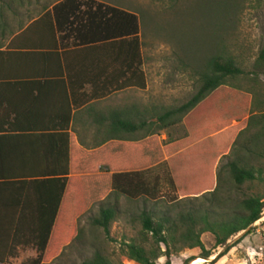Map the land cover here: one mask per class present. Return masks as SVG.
<instances>
[{
	"label": "trees",
	"instance_id": "16d2710c",
	"mask_svg": "<svg viewBox=\"0 0 264 264\" xmlns=\"http://www.w3.org/2000/svg\"><path fill=\"white\" fill-rule=\"evenodd\" d=\"M65 1L67 0H63L61 5H64ZM57 5L53 6L55 10L58 9ZM120 15V25L117 24L113 34L125 36L134 33L133 16L126 12H120ZM128 20H132L130 26L133 27L126 31ZM48 23L50 25V22ZM129 41L130 50L125 53L121 47L123 38L118 40L120 46L117 56L124 58L126 68L138 59L137 38L133 35ZM241 74L242 70L230 55L218 52L205 61V70L200 73V84L196 92L176 107L162 111L154 109L152 121L140 119L138 114L141 113L133 106L121 109L120 118L118 112L114 115L111 111L106 115V140L113 139V132L117 133L118 129L122 133V142L116 143L120 147V155L116 156V163L121 171L108 174L110 192L115 196L124 195L129 200L138 197H142L144 201L156 200L155 192L153 189L149 190L145 182L133 181L141 177L146 166L166 157L172 180L170 181L173 182L176 192L180 194L179 199H172L169 203L178 204V209L173 214L170 209L159 212L145 207L137 213L135 220L139 222V228L136 235L124 241L119 249L125 259L135 264H170L171 255L192 248L199 249V258L207 259L211 255L210 251L203 247L199 238L203 232H207L212 236L214 246L223 247L208 262L211 264L228 250L226 241L229 237L243 230L248 232L251 224L260 217L264 205V98L261 99V94L254 89V86L259 76L264 78V41L256 51L249 68L245 67V79L248 82L245 93L226 83L227 79ZM134 117L136 121L133 120ZM179 120L185 128L181 140L167 139L164 144H159L154 135ZM233 122L235 124H232ZM141 129L145 132L138 138L123 136L129 137ZM25 137L28 140L36 136ZM74 149L88 156V160L84 161L85 164H90L86 170L94 175L97 168L99 170L104 168V171L107 169L109 172L115 168L112 154L106 160H102L99 155ZM63 152L62 162L66 166V145L63 146ZM146 152L148 154L151 152L152 155L148 156ZM223 156H226L227 160L214 171L217 158ZM94 161L98 162L92 166ZM39 165L40 167L33 161H27V175L47 176L67 173V167L63 166L58 170L52 162L51 166H49L50 162H42ZM80 170L85 169L75 168L73 173H78ZM86 178L89 177H72L68 181L69 186L71 184L75 188L78 183L88 184ZM46 181L57 185L56 203H58L65 177H55ZM252 183H260V191L246 194L250 188L247 185L250 186ZM244 184L245 194L241 193L239 200H235V194H231V191H241ZM223 188H226L224 196L221 192ZM68 190L69 198L72 196L69 188ZM107 196L108 194L105 197ZM199 197L203 198V201L195 204ZM181 199L184 202L180 203ZM229 200L232 201L231 205H227ZM74 210L75 208L71 210L60 208L58 211L52 209L39 212L43 219L45 217L46 219L28 228V234L34 239L35 244L34 262H39L40 258L47 261L55 257L67 242L71 234V216ZM116 214V204L100 207L97 215L91 219V224L101 228L107 235L110 223L115 220ZM19 232H21L20 227L11 226L8 236L16 239ZM159 257H164L162 263L155 262ZM191 259L185 258L181 264H188ZM3 261L0 258V264H3ZM80 264L112 263L103 253L94 251L89 259Z\"/></svg>",
	"mask_w": 264,
	"mask_h": 264
},
{
	"label": "rangeland",
	"instance_id": "374dc122",
	"mask_svg": "<svg viewBox=\"0 0 264 264\" xmlns=\"http://www.w3.org/2000/svg\"><path fill=\"white\" fill-rule=\"evenodd\" d=\"M56 1L58 0H0V42L7 40L24 26H49L46 22L50 21L49 12H42L49 8L56 11L52 6ZM64 4L71 10L77 6L72 0H67ZM79 5L82 6L80 12L83 11L81 16L86 15L84 18L90 21L98 18L103 22L108 44L107 54L116 52L115 45L111 43L115 41L118 44L120 38H123L121 47L128 53L131 46L129 39L133 35L137 38L138 59L129 68H126L124 58L117 59L115 64L118 63L124 70L122 89L107 97L105 106L121 109L133 106L141 113L138 114L139 118L147 122L152 121L154 109L162 111L187 101L200 84V73L205 70V61L218 52L230 55L242 70L241 75L227 79L226 83L245 93V87H248L245 67L249 68L264 41V0H78ZM120 12L133 16V35L113 34L117 24L120 25ZM127 22L126 31L133 27L130 26L132 20ZM254 89L259 91L261 99L264 98L263 77L259 76ZM133 120L136 121V118ZM184 129L179 120L174 125L159 130L154 137L161 145L167 139L181 140ZM144 132L141 129L129 137L123 136L135 139ZM149 154L152 155L151 152ZM226 160V156L217 158L214 171ZM81 169H85L79 172L89 177L85 179L89 185L80 184L82 199L78 194L80 201L71 216V234L56 256L47 261L40 258L39 262H34L36 251L16 250V257L5 259L3 264H80L89 259L94 251L103 253L112 264H135L125 259L119 249L124 241L136 235L139 228V222L135 220L137 213L144 207L159 212L170 209L172 214L178 209V204H169L172 199H179L180 194L171 182L166 160L149 164L141 177L133 181L145 182L149 190L153 189L156 196L154 201H144L142 197L129 200L124 195L108 193L109 170L104 171L106 176L98 177L87 168ZM224 176L226 179L225 172ZM97 182L104 183L105 193L108 194L102 200L99 199L103 194L97 196L92 190ZM247 186L250 188L246 194L256 193L261 189L260 183ZM221 192L222 196L226 195V188ZM241 193L245 194V184L241 191H231V194H235V200H239ZM200 201L203 198L199 197L194 203ZM182 202L183 199L180 200ZM114 204L117 206L116 218L110 223L106 235L101 228L91 224V219L97 215L100 207ZM231 204L232 201H227V205ZM249 229L248 232L243 230L229 237L226 241L228 250L211 264H264V205L260 217ZM199 238L203 247L210 251L211 255L207 259L198 257V248L183 249L170 257V264H181L188 257L203 261L197 264H208L223 249L213 245L212 236L207 232H203ZM163 261V257L155 260L156 263Z\"/></svg>",
	"mask_w": 264,
	"mask_h": 264
},
{
	"label": "crops",
	"instance_id": "0c3cea01",
	"mask_svg": "<svg viewBox=\"0 0 264 264\" xmlns=\"http://www.w3.org/2000/svg\"><path fill=\"white\" fill-rule=\"evenodd\" d=\"M62 1L52 5L58 4L56 11L49 8L42 12H49L50 21L46 22L51 25L24 26L0 42V258L3 260L16 257V250L36 251L28 228L46 219L39 212L71 210L79 205L80 183L74 188L68 181L72 177L84 178V173L73 170L88 168L90 164L84 163L88 156L74 148L99 155L102 160L112 154L115 168L109 174L121 171L116 163V156L120 155L116 143L122 142L121 130L113 132V139L106 140L105 133L106 115L118 112L120 118V107L105 106L107 97L122 89L124 70L115 64L120 58L117 56L120 44L111 43L116 52L107 54L103 22L81 16L78 0H74L77 6L71 11L61 5ZM27 135L36 137L27 140ZM64 145L66 166L62 162ZM27 161L38 167L39 163L50 162L51 166L52 162L58 170L67 167V173L29 176ZM104 174V168H97L96 176ZM55 177H65L58 203L57 185L46 183ZM68 188L72 196L69 198ZM92 190L97 196L103 194L99 200L106 196L103 182H97ZM11 226L20 227L16 239L8 236Z\"/></svg>",
	"mask_w": 264,
	"mask_h": 264
},
{
	"label": "bare ground",
	"instance_id": "6f19581e",
	"mask_svg": "<svg viewBox=\"0 0 264 264\" xmlns=\"http://www.w3.org/2000/svg\"><path fill=\"white\" fill-rule=\"evenodd\" d=\"M201 262H203L201 259H197L196 261L194 260L190 264H197V263H201Z\"/></svg>",
	"mask_w": 264,
	"mask_h": 264
}]
</instances>
